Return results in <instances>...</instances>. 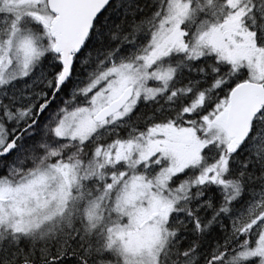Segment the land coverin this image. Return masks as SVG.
<instances>
[{"label":"snow or ice","instance_id":"obj_1","mask_svg":"<svg viewBox=\"0 0 264 264\" xmlns=\"http://www.w3.org/2000/svg\"><path fill=\"white\" fill-rule=\"evenodd\" d=\"M0 264H264V0H0Z\"/></svg>","mask_w":264,"mask_h":264}]
</instances>
